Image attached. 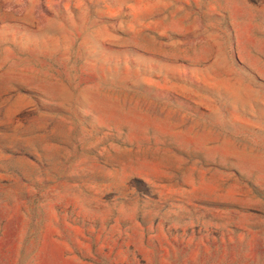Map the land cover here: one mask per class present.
Segmentation results:
<instances>
[{"label":"rangeland","instance_id":"rangeland-1","mask_svg":"<svg viewBox=\"0 0 264 264\" xmlns=\"http://www.w3.org/2000/svg\"><path fill=\"white\" fill-rule=\"evenodd\" d=\"M0 264H264V0H0Z\"/></svg>","mask_w":264,"mask_h":264}]
</instances>
